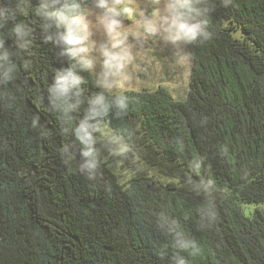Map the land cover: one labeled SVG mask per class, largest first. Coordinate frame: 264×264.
<instances>
[{"label": "trees", "instance_id": "16d2710c", "mask_svg": "<svg viewBox=\"0 0 264 264\" xmlns=\"http://www.w3.org/2000/svg\"><path fill=\"white\" fill-rule=\"evenodd\" d=\"M205 2L211 35L188 45L185 97L165 85L113 93L78 68L81 103L70 117L46 89L73 62L43 39V22L32 11L18 17L31 29L27 51L0 28L16 71L0 88V264H264V0ZM101 91L112 108L87 121L107 133H93L100 164L89 180L77 171L74 129ZM112 138L130 155L127 181L109 164ZM247 204L257 205L250 215ZM177 231L196 248H182Z\"/></svg>", "mask_w": 264, "mask_h": 264}, {"label": "clouds", "instance_id": "9594fccd", "mask_svg": "<svg viewBox=\"0 0 264 264\" xmlns=\"http://www.w3.org/2000/svg\"><path fill=\"white\" fill-rule=\"evenodd\" d=\"M130 3V0H128ZM124 0H94V8L90 13L86 9L84 0H39V5L32 8L30 0L26 3H17L16 0H0V28L10 26L7 33L13 44L19 49L27 51L31 47L32 34L29 25L18 17L32 11L43 22V28L47 33L43 39L61 48L60 55L66 56L72 63L71 67L60 69L51 86L46 89L48 98L53 102L59 101L66 117H70V110L77 109L81 103L80 84L82 77L76 69L93 70L96 60L93 52L99 53L102 73L97 81L102 88L113 86L123 88L128 81L125 69L131 64V57L121 54L123 45L117 42L116 36L124 27L123 19L127 15L131 17L134 10H138L139 17L133 22L127 36L141 41H159L163 46L171 45L177 53V59L190 58L187 46L196 43L200 39L207 40L210 33L206 30L207 17L212 11L205 0H150L151 12L139 9L137 5L121 8ZM227 5L228 0H223ZM94 15V21L89 19ZM90 21L103 28L107 41L89 48L87 46L92 37ZM183 46V47H182ZM12 53L5 46V39L0 36V88L11 82L16 75L15 65L12 63ZM88 57L87 60L84 58ZM127 97L120 95L115 103L120 109H127ZM90 107L83 123L75 127V135L83 145L77 162V171L89 180L95 179L99 169V153L94 147V132L107 135L99 124L90 125L87 121L95 117L103 118L112 108L104 91L98 93L88 101ZM115 139V138H112ZM123 151V148L120 149ZM71 150L66 147L65 155H70ZM213 181L209 180L205 188H210ZM208 219H215L209 201ZM175 221L171 222L170 230H175ZM178 243L182 248H196L194 241L183 238L181 232H176ZM178 264H184L180 260Z\"/></svg>", "mask_w": 264, "mask_h": 264}, {"label": "rangeland", "instance_id": "374dc122", "mask_svg": "<svg viewBox=\"0 0 264 264\" xmlns=\"http://www.w3.org/2000/svg\"><path fill=\"white\" fill-rule=\"evenodd\" d=\"M130 3L137 5L139 9H145L147 12H151L152 10L150 0H130ZM130 3L128 0H124V3L121 4V8L125 6L131 7L132 4ZM86 9H88L90 13L97 11L94 8V2L88 4ZM138 17V10H134L131 17L126 15L123 19L124 27L121 28L114 41L123 45L121 49L122 55L131 57V64L125 69L124 73L128 81L124 84L123 88L113 86L107 88V90L113 93H119L131 89L153 90L159 85H165L173 92L175 97H185L189 90L192 69V58L188 46L187 51L190 58L185 56L184 59H177V53L174 52L171 45L163 46L159 41H141L139 39H134L131 34H129L128 37L127 33L133 25L134 20ZM89 19L94 21V15L90 14ZM89 23L91 24L92 37L87 46L92 48L96 44L99 46L105 43L107 41V36L103 28L92 21ZM241 35V32L236 33L238 37ZM91 55L96 60L95 67L91 71L95 74L97 80H99L102 73L101 58L98 51L93 52ZM84 59L87 60L88 57ZM113 140L116 142L115 147H117L113 152L118 155V158L109 164L122 181H127L132 176V171L121 164L126 163L130 155L128 152L125 153L127 148L124 147L120 141H116V139ZM121 148H123V151H120ZM110 153L111 151L105 156V160L110 159ZM134 160L136 161V159ZM256 207V204H247L243 205V210L246 214L250 215Z\"/></svg>", "mask_w": 264, "mask_h": 264}]
</instances>
